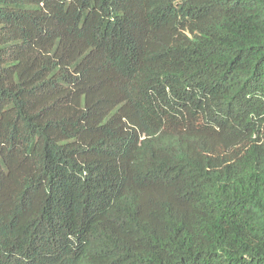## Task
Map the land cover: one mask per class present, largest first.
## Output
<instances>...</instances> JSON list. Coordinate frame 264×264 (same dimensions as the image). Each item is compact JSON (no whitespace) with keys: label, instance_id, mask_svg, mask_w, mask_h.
Masks as SVG:
<instances>
[{"label":"trees","instance_id":"obj_1","mask_svg":"<svg viewBox=\"0 0 264 264\" xmlns=\"http://www.w3.org/2000/svg\"><path fill=\"white\" fill-rule=\"evenodd\" d=\"M0 264H264V0H0Z\"/></svg>","mask_w":264,"mask_h":264}]
</instances>
